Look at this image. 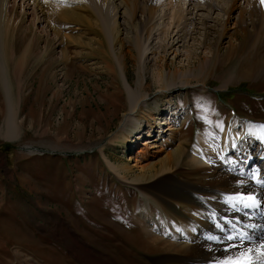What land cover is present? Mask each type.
<instances>
[{
  "label": "rangeland",
  "instance_id": "1",
  "mask_svg": "<svg viewBox=\"0 0 264 264\" xmlns=\"http://www.w3.org/2000/svg\"><path fill=\"white\" fill-rule=\"evenodd\" d=\"M23 1L16 2L22 21L7 50L18 128L13 138L7 135L8 103L0 80V264H187L190 235L197 234L190 223L193 209L203 202L186 192L158 199L132 181L139 173L134 164L146 163L161 144L147 153L142 141L154 145L169 126L135 143L118 134L131 104L121 71L105 50L107 41L86 45L98 37V28L37 22V7ZM230 1L221 0L225 6ZM211 12L214 21L208 24L216 28L207 36L202 25L188 36L175 30L159 41L155 54L150 52L157 41L149 45L140 70L134 46L124 41L123 48L121 42L115 47L127 53L126 77L135 90L138 78L146 82L143 128L148 114L171 117L173 110L174 127L184 139L162 146L171 151L181 142L185 154L182 167L167 174L193 187L208 180L202 177L210 165L202 148L229 157L224 148L234 142L263 146L257 138L264 124V6L238 0L222 39L221 12ZM245 64L250 73L242 74ZM164 133L168 138L170 132ZM110 162L135 171L121 170L130 178L124 179Z\"/></svg>",
  "mask_w": 264,
  "mask_h": 264
},
{
  "label": "bare ground",
  "instance_id": "2",
  "mask_svg": "<svg viewBox=\"0 0 264 264\" xmlns=\"http://www.w3.org/2000/svg\"><path fill=\"white\" fill-rule=\"evenodd\" d=\"M18 1L19 0H14V3H10L9 0H0V80L6 91L8 103V116L6 122L8 126L7 135L11 138L15 137L18 128L16 124H14L17 114L14 97L12 95L13 84L7 50L11 35L15 34L17 26L22 21L21 18H17V8L19 5L16 2ZM28 2H32V4L37 7L36 10H38V12L32 13L37 22H40L42 19L46 20L49 25L51 23L61 25L62 23L65 24L70 22L87 24L89 28H98V37L88 38L89 41L86 42V45H90V47L91 45L100 47L99 45H104L105 40L107 41L109 48L105 50L111 52L117 68L121 71V79L125 84L124 86L128 92L127 94H129L128 99L131 104L129 112L124 113L125 115L120 123L118 134H125L130 142L135 143L140 142L144 136L147 137V139L154 137V128L159 127V129H161L162 125L169 126L166 131L161 129L163 133L167 131L170 132L168 138L164 137L165 133H162L155 140L154 145H151L153 143L150 140L142 141V144L146 146L144 152L147 151V153L150 146H157V143L161 144H159L160 147L158 150L153 151L150 157L151 159H148L146 163H137L135 159L136 163L134 165L137 167L136 169L139 173L134 176L132 181L135 182L133 184L141 185V188L153 192L158 199H165L166 197L169 199H176L181 192H186L194 195L203 202V207L193 209L196 211V216L191 219L190 223L197 234L190 235L192 240V245L188 248L190 256H188L186 262H184L187 264H215L218 259L228 255L229 253L221 248L228 243L227 241L220 243L208 239L209 236H217V233H219L220 237L224 236L220 227H217V225L223 226V232L225 234L231 232V228L227 224V221H232L236 225V229H247V232L256 238L255 242L245 241L244 243L246 245L251 246L260 241H264V228L246 227L248 224H264V216H261L258 211L244 209L241 206H237L239 210L234 209L231 204L227 202L228 196L237 193H259L260 197L264 198V187L258 185L254 179V177L264 178V132L261 131L260 127L258 128L262 132V137H258L257 139L259 142L263 143L262 147L259 145V148H254V146L252 148V146H250V144H252L250 143L251 140L232 142L234 145L230 146L229 149L227 147L224 148L226 154L230 155L229 157H224L223 154H221L222 152L210 154V152H206L204 148H199L202 150L201 153L204 154V158H207L208 163H210V165H206L208 167H203V176L201 175L208 180L200 186L193 187L190 183L187 184V182L180 180V178H175L176 175L174 177L171 175L172 173L168 175L167 173H170L173 167L177 166L174 172L179 170V167H182V155L185 154V150L181 142L171 151H165L162 145H166L168 148L174 145L177 140L182 141L184 139L182 130L174 127L175 119H173V110H171V117H164L163 115L167 112L161 113V111L155 115L148 114L144 119L147 120L148 123L143 128L144 122L141 117L145 115L149 97H146L141 91L146 87V82L144 79H141V77L138 78V89L135 90L134 86L126 77L125 69L127 67L124 65L127 53L122 51V49L121 54L115 52L116 44H120V42L122 48L124 41L134 46L139 57L140 70L141 66H143L141 65L143 64L142 61H145V55H147L149 51V45L157 41V44L152 46H158L155 48L152 47V51H149L155 54L156 50L159 48L158 43H161L159 41H161L162 38L166 39L171 34H174L175 30H178L176 35L183 34V36H188L190 31L191 33L194 31V26L198 27L202 25L201 28L205 30L207 36L211 29L216 28L214 25L208 24L210 21H214L211 11L221 12L219 13L222 16V20L219 22L221 29L218 32L220 39H222L226 32V21L238 0H231L229 4L227 3V6L223 5L221 0L23 1L24 4L26 3L25 5H27ZM23 3L21 5H23ZM39 12H43V17L38 16ZM204 12L207 14H202ZM24 15H26V13H24L23 16ZM181 26H183V28L179 30ZM55 33L59 34V31L55 29ZM122 35L124 36L121 37ZM166 45H168V43L165 44V48ZM174 45L175 44L172 46ZM175 47L177 46L175 45ZM18 63L21 65L20 62ZM16 66L17 63L15 64V73H17ZM248 71L249 69H247L245 64V66L242 67L241 73L247 74ZM162 72L158 74L159 78L163 77ZM173 84L174 83L171 82L169 83V85ZM183 86L188 87L190 83L183 82ZM201 86L203 88L206 87L204 84ZM137 130L138 133L133 135L134 131L137 132ZM118 134L116 135L117 139L121 136L119 135L118 137ZM160 140L162 142H158ZM163 152L165 155L161 156L164 154ZM232 153L236 154L232 156ZM149 156L150 155H148V157ZM198 162L199 164L205 163L201 160ZM110 165L117 170V173L122 177L123 174L121 170H125L124 173L135 171L134 166H116L112 162H110ZM126 174H124V177L127 179L129 175L127 176ZM163 174L166 176L160 179L157 178L158 175L160 176ZM240 181L243 183H238ZM151 188L153 189L151 190ZM259 235H261V239H259ZM257 236L259 241L257 240ZM236 242L238 243V241ZM154 244L159 245L161 242H154ZM144 245H146V243H144Z\"/></svg>",
  "mask_w": 264,
  "mask_h": 264
},
{
  "label": "snow or ice",
  "instance_id": "3",
  "mask_svg": "<svg viewBox=\"0 0 264 264\" xmlns=\"http://www.w3.org/2000/svg\"><path fill=\"white\" fill-rule=\"evenodd\" d=\"M260 3L264 6V0H260ZM259 127L264 132V124ZM254 179L258 185L264 187V178L254 177ZM227 202L234 209L239 210L237 206H241L244 209L258 211L261 216H264V198H261L259 193L233 194L227 197ZM227 224L230 226L231 232L226 233L223 237L216 235L208 237L212 241L228 242L225 244L224 251L229 254L218 259L215 264H264V241L248 246L244 242L250 241L251 237L243 231H238L232 221H227ZM217 227H220L222 232L224 231L223 226L217 225ZM246 227L264 228V224H248Z\"/></svg>",
  "mask_w": 264,
  "mask_h": 264
}]
</instances>
